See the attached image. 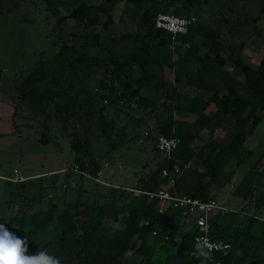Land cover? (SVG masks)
Returning <instances> with one entry per match:
<instances>
[{
	"label": "trees",
	"instance_id": "1",
	"mask_svg": "<svg viewBox=\"0 0 264 264\" xmlns=\"http://www.w3.org/2000/svg\"><path fill=\"white\" fill-rule=\"evenodd\" d=\"M107 1L115 3L117 0ZM128 1L139 3L142 0ZM233 1L246 0H224L222 7L224 9L227 4L228 10L220 11L221 17L216 26L195 22L186 34L177 35L178 44L173 50L170 48L169 34L154 27V18L158 12L193 16L189 10L177 6L174 0L163 4L159 11L153 7L144 9L140 25L145 28V34L136 39L132 51L92 55L85 51L84 46L61 44L58 55L69 72L80 80L92 79L95 69L110 68L109 80H99L98 88L102 91L100 99H88V105L97 108L101 137L107 141L110 149L114 147L111 131L115 123L112 120L106 122L105 110L116 102L123 103L127 109L135 106L155 116V125L145 137L153 143V147L154 133L177 137L179 144L169 158L163 156L155 169L140 178L139 186L112 187L110 192L116 195L120 203L113 200L106 205H87L77 199L63 202L61 207L50 202L45 210L28 215L22 213L17 219L20 231L11 227L8 229L21 238L27 237L28 254L46 249L58 257L61 264H196L197 259L191 255L197 234L194 225L183 229L180 225L184 223L178 209L167 207L163 213H159L158 201L150 200L145 192L164 188L171 195L184 194L209 200L212 186L221 179L229 161L239 155L244 136L252 134L260 122L257 112L261 108L264 110V56L253 68L240 54H236L234 65L240 72V79L233 77L225 67L227 58L223 51L227 45L222 35L223 27L233 20L230 14L232 10H229ZM191 2L196 4L199 0ZM46 3L53 14L58 13L52 0H46ZM171 5H174V10H171ZM95 8L102 9V4L95 7L83 2L73 7L68 17L75 19L79 26L93 24L95 18L87 16L86 12ZM261 16H264V0L253 20ZM255 21L253 31L257 28ZM109 22H112L111 13H107L105 25ZM149 37L156 39L155 44L149 42ZM154 48L175 53L178 66L174 70L173 81H184L195 88L193 95L178 94L170 89L164 97L173 101V105L171 109L164 110L166 114L157 109L154 98L141 92L144 85L161 87L165 84V64ZM168 65L173 66L172 62H168ZM137 70L138 77H134ZM52 71L50 59L42 60L13 85L17 95L15 98L7 96L13 107L12 119L27 112L39 120L40 131L36 140L40 145L51 142V122L62 123L64 130L71 128L70 146L77 154L76 171L81 174L91 165L96 175L100 168L93 155L92 139L87 135L81 137L75 128L72 129L73 123H79L77 118L80 115L72 104L58 102L60 92L64 94L67 90L63 89L56 77L49 78ZM200 91H206L208 95L201 96ZM76 94L81 95L82 92L77 91ZM209 108L213 109L211 115L207 114ZM182 117L189 120H182ZM232 127L238 128V132L227 144L214 141L199 167L189 165L196 154L195 143L203 129L221 128L228 131ZM123 134L126 135L125 132ZM14 144L8 146V150L13 157H17L20 143ZM174 166H178L180 171L170 184L169 177L163 176L161 170ZM261 169L264 170V162L259 164L257 160L251 165L249 173ZM232 173H228V180ZM254 188L255 185L251 183L245 195L252 197ZM242 215L240 221L234 218L229 223L224 222L221 213L210 220V236L222 238L231 244L227 252L216 254L215 259L222 264H264V227L256 231V216ZM153 231H156L155 235Z\"/></svg>",
	"mask_w": 264,
	"mask_h": 264
},
{
	"label": "rangeland",
	"instance_id": "2",
	"mask_svg": "<svg viewBox=\"0 0 264 264\" xmlns=\"http://www.w3.org/2000/svg\"><path fill=\"white\" fill-rule=\"evenodd\" d=\"M223 1L199 0L193 4L191 0H174V3L186 11L189 10L196 22L216 26L221 17L220 11L228 10L227 4L223 9ZM262 1L230 2L229 10H232L230 14L233 20L231 24L223 27L222 35L227 45L223 54L227 58L228 69L235 68L236 54L244 57L242 50L245 44L249 51L255 53V58L264 55V16L253 20ZM52 2L58 9L57 14L50 11L46 0H1L0 98H15L17 94L13 85L22 80L40 61L50 59L53 71L49 78L56 77L62 83L63 89L67 90L64 94L60 92L58 102H68L77 110L80 115L77 118L79 123H73L72 129L75 128L81 137L87 135L92 139V151L100 171L94 175V166L91 165L81 174L76 171L78 168L75 169L74 166L77 154L70 146L71 128L62 129V123L58 121L51 122V142L38 144L36 137L40 131L39 120L27 112L15 119V125L26 123L29 127L24 131L25 136L19 145L18 156L13 157L7 151L8 146L18 143L20 137L10 127L11 110L6 112L3 108L0 112V223L18 232L20 225L17 219L22 213L28 215L45 210L50 202L59 204L60 207L63 202H74L77 199L87 205H106L113 200L120 203L110 189L139 186L140 178L146 177L164 158L162 153L154 149L153 143L144 137V133L155 125V116L135 106L127 109L120 102L105 110L106 122L112 120L115 123L111 131L114 147L110 149L107 141L101 137L97 108L88 105V99H100L102 91L98 88L99 80H109L110 68L95 69L92 79L80 80L69 72L58 52L63 43L84 46L85 51L92 55L132 51L135 49L136 39L145 34V28L140 25L144 9L153 7L159 11L169 0H142L139 3L128 0H117L115 3L107 0ZM83 2L95 7L102 4V9L87 10V16L95 18V21L93 24L79 26L68 14L73 7ZM174 8L171 5V10ZM107 13H111L112 22L105 25ZM63 16L66 18L60 19ZM254 21L257 28L253 31ZM149 42L155 44L156 39L149 37ZM154 50L165 64V84L161 87L144 85L141 92L154 98L157 109L166 114L164 110L171 109L173 101L164 96L170 90L178 62L172 51L157 48ZM168 62H172L173 66H169ZM134 77H138V70L134 72ZM77 91L82 94L77 95ZM257 115L260 117L259 124L252 134L244 136L239 155L229 161L223 176L212 186L210 193L227 210L222 217L224 222H232L234 218L238 221L239 217H243L242 214H250L258 219L255 230L260 231L264 227V170L249 173L255 161L259 160V164L264 162V110L259 109ZM139 119L141 121H134ZM248 127L249 125L246 129ZM206 130L208 131H203L201 139L195 143L196 156L191 164L194 167H199L202 155L214 141L227 144L238 132L236 127L229 131L218 128L215 130L217 136H214L212 131ZM230 171L233 173L228 180ZM251 183L255 185L252 197L245 195ZM190 225L191 223H185L180 226L185 229Z\"/></svg>",
	"mask_w": 264,
	"mask_h": 264
},
{
	"label": "built area",
	"instance_id": "3",
	"mask_svg": "<svg viewBox=\"0 0 264 264\" xmlns=\"http://www.w3.org/2000/svg\"><path fill=\"white\" fill-rule=\"evenodd\" d=\"M196 22L194 16H179L172 12H158L154 18V27L156 29L163 30L169 34L170 48L173 50L174 46L178 44L177 35L186 34L191 25ZM187 47L188 44H185ZM148 136V131L144 133V137ZM154 147L158 153H162L164 157L169 158L173 151L178 147L179 138L166 137L161 134H153ZM77 169V165L74 166ZM178 166H174L172 169L163 168L161 174L169 177L170 184L173 183L175 176L179 173ZM14 180H17L14 178ZM140 192V191H136ZM150 200L156 199L157 209L159 213H163L167 207H172L180 211L183 223H191L197 230V234L194 239V249L191 255L194 256L196 264H201L200 258L196 257L193 253L195 251V243L197 240L207 239L214 245V250L211 254V259L207 261V264H222L221 261L215 259V255L218 253H225L230 249L231 244L222 238H212L210 236L209 223L212 217L217 214H225L226 208L223 207L218 201L211 195L207 201L200 200L198 198H192L184 194L171 195L166 189L158 188L152 192H145ZM147 224V221H145ZM189 226V227H190ZM156 234V231H153Z\"/></svg>",
	"mask_w": 264,
	"mask_h": 264
},
{
	"label": "clouds",
	"instance_id": "4",
	"mask_svg": "<svg viewBox=\"0 0 264 264\" xmlns=\"http://www.w3.org/2000/svg\"><path fill=\"white\" fill-rule=\"evenodd\" d=\"M213 250L214 245L207 239L197 240L193 254L200 258L201 264H207ZM28 251L27 237L17 236L4 223H0V264H61L60 259L46 249L34 254H28Z\"/></svg>",
	"mask_w": 264,
	"mask_h": 264
},
{
	"label": "crops",
	"instance_id": "5",
	"mask_svg": "<svg viewBox=\"0 0 264 264\" xmlns=\"http://www.w3.org/2000/svg\"><path fill=\"white\" fill-rule=\"evenodd\" d=\"M250 49V48H249ZM243 52V55H244V57L243 58H245V61L251 66V67H253V68H256L257 67V65H258V63H259V60H260V58L262 57H259L258 59L257 58H255V53L254 52H251V51H249L248 50V47H246V44L244 45V47H243V50H242ZM224 55V54H223ZM264 56V55H263ZM247 59V60H246ZM226 67V66H225ZM226 69L227 70H229L230 71V73H231V75L233 76V77H235V78H238V79H240V72H239V70L235 67V68H233V69H228L227 67H226ZM1 77H2V74H1ZM165 79V78H164ZM170 89L171 90H175L176 91V93H178V94H187V95H193L194 94V91H195V88H193V87H191V86H189V85H187L184 81H180V82H175V81H173L172 80V83L170 84ZM191 91V94L189 93ZM172 92V91H171ZM2 94L3 93H1V96H2ZM200 95L201 96H206V95H208V92H206V91H200ZM4 96V95H3ZM3 108H5L6 109V112L7 111H9V110H11V123H10V127H11V129H14V130H16L17 132H18V136L20 137V140L18 139V141H19V143L21 144V141H22V139H24V136H25V134H24V131L25 130H27L28 128L27 127H29L28 126V124H22V125H20V124H18V126L17 125H15V119L18 117H20V116H17L15 119H12V113H13V107H12V105H11V101H9V99H7V97H1L0 98V112L2 111V109ZM212 111H213V109L212 108H209L208 109V111H207V114L208 115H211L212 114ZM176 118H178V119H181L180 118V116H175ZM183 119L182 120H184L185 119V121L186 120H189L188 118H184V117H182ZM0 128H1V124H0ZM207 128H205V129H203L201 132H200V139H201V135H202V132L203 131H208V130H206ZM218 130V128H215V129H213V130H209V131H212V135H214V136H217L216 134H215V130ZM221 129V128H220ZM3 130H4V128H3ZM7 130V129H6ZM223 130V129H222ZM229 130H231V129H229ZM228 130V131H229ZM225 131H227V130H225ZM16 141V140H15ZM217 142H220L219 140H217ZM220 143H222V142H220ZM8 152H9V154H10V151L9 150H7ZM206 153V152H205ZM205 153L202 155V158H203V156L205 155ZM195 156H196V154H195ZM195 156H194V158H195ZM194 158L191 160V162H190V166L191 167H194V166H192L191 164L193 163V161H194ZM201 158V159H202ZM99 171H100V169H99ZM102 172H103V170H102ZM227 213V212H226Z\"/></svg>",
	"mask_w": 264,
	"mask_h": 264
}]
</instances>
